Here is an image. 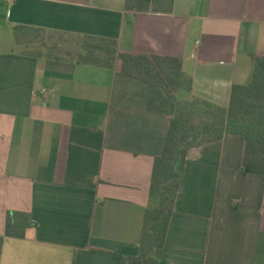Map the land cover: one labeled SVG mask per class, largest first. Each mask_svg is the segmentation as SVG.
<instances>
[{"label": "crops", "instance_id": "obj_1", "mask_svg": "<svg viewBox=\"0 0 264 264\" xmlns=\"http://www.w3.org/2000/svg\"><path fill=\"white\" fill-rule=\"evenodd\" d=\"M0 37V264H121L175 106L118 53L179 58L182 97L226 107L264 60V0H0ZM87 37L116 41L111 68L78 61ZM9 210L29 215L24 238ZM159 264H264V143L188 150Z\"/></svg>", "mask_w": 264, "mask_h": 264}, {"label": "trees", "instance_id": "obj_2", "mask_svg": "<svg viewBox=\"0 0 264 264\" xmlns=\"http://www.w3.org/2000/svg\"><path fill=\"white\" fill-rule=\"evenodd\" d=\"M27 28L14 27L17 41L20 42L23 32L30 30ZM86 39L83 45L86 52L79 55L78 61L111 68L109 60L116 54V41ZM117 57L124 75L161 89L175 106L162 151L154 158L138 253L124 256L121 261V264H159L188 150L226 134L264 143V60L252 56L253 69L247 82L232 86L229 104L223 107L194 97H182V93L191 92L192 79L183 72L179 58L131 53H118ZM29 224L27 213L9 210L5 233L24 238Z\"/></svg>", "mask_w": 264, "mask_h": 264}, {"label": "rangeland", "instance_id": "obj_3", "mask_svg": "<svg viewBox=\"0 0 264 264\" xmlns=\"http://www.w3.org/2000/svg\"><path fill=\"white\" fill-rule=\"evenodd\" d=\"M8 41H9V38L0 37V50L9 48V45L7 46Z\"/></svg>", "mask_w": 264, "mask_h": 264}, {"label": "built area", "instance_id": "obj_4", "mask_svg": "<svg viewBox=\"0 0 264 264\" xmlns=\"http://www.w3.org/2000/svg\"><path fill=\"white\" fill-rule=\"evenodd\" d=\"M14 0H1L2 3L4 4H10L12 3Z\"/></svg>", "mask_w": 264, "mask_h": 264}]
</instances>
